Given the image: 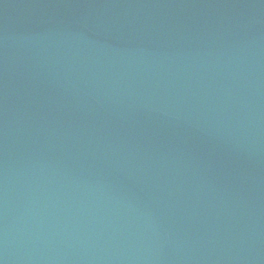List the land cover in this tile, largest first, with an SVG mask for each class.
<instances>
[{
  "label": "water",
  "instance_id": "95a60500",
  "mask_svg": "<svg viewBox=\"0 0 264 264\" xmlns=\"http://www.w3.org/2000/svg\"><path fill=\"white\" fill-rule=\"evenodd\" d=\"M0 264H264V0H0Z\"/></svg>",
  "mask_w": 264,
  "mask_h": 264
}]
</instances>
